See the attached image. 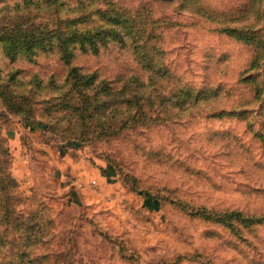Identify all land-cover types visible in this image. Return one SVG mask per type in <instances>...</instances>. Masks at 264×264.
Returning <instances> with one entry per match:
<instances>
[{"label":"rangeland","instance_id":"obj_1","mask_svg":"<svg viewBox=\"0 0 264 264\" xmlns=\"http://www.w3.org/2000/svg\"><path fill=\"white\" fill-rule=\"evenodd\" d=\"M0 264H264V0H0Z\"/></svg>","mask_w":264,"mask_h":264},{"label":"trees","instance_id":"obj_2","mask_svg":"<svg viewBox=\"0 0 264 264\" xmlns=\"http://www.w3.org/2000/svg\"><path fill=\"white\" fill-rule=\"evenodd\" d=\"M34 40V39H33ZM32 40V41H33ZM37 40H40L38 37ZM31 42V41H29ZM39 42V41H37ZM110 42H116V43H122L123 42V37L120 35H116L114 31H103L99 29H94V30H85L83 32H78V31H73L72 33H66L64 35H60V41L57 43V47L59 54L61 56V59L65 62L68 63L73 51L76 49V45L79 47L80 50L82 51H88L91 53H97L101 47L105 46L106 44ZM15 42L13 40L9 39L7 43L3 45V49L7 52L13 49ZM72 44L73 46H70ZM43 46V45H41ZM52 47V46H51ZM41 48V47H40ZM73 71V70H72ZM71 71L69 72V81H71L74 77L71 75ZM73 74V73H72ZM72 76V78H71ZM73 89L70 88L67 93L60 95L56 97L53 100L52 107L55 110H59L62 107H65L66 110H64V113L66 111L72 113L75 111V102H74V97L72 96ZM19 108V107H18ZM16 109V112H20L21 109ZM30 111L31 109H28V119H33L34 117L30 116Z\"/></svg>","mask_w":264,"mask_h":264}]
</instances>
